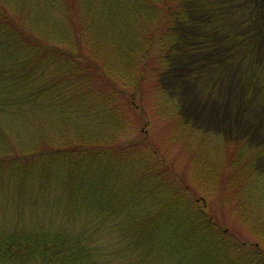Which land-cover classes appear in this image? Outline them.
Instances as JSON below:
<instances>
[{
  "label": "trees",
  "instance_id": "16d2710c",
  "mask_svg": "<svg viewBox=\"0 0 264 264\" xmlns=\"http://www.w3.org/2000/svg\"><path fill=\"white\" fill-rule=\"evenodd\" d=\"M23 3L26 13L0 0V264H218L217 257L225 260L233 251L229 238L248 242L206 212L216 193L235 222L250 225L264 240V207L254 208L244 190L250 184L253 189V162L264 143L254 146L248 136L225 141L224 166L217 158V165L187 166L179 173L175 159L159 157L158 150L166 155L176 141L187 149L199 129L176 116L175 123L167 122L159 148L147 137L123 146L118 135L131 125L130 118L113 103L120 90L117 69L125 73L123 85H134L133 98L145 79L155 90L176 54L208 49L229 63L248 58L235 76L245 97L260 72L248 60L258 45L264 48V0H96L94 5H101L96 17L87 0ZM95 23L98 35L104 32L100 23L113 26L109 37L120 56L113 67L105 62L112 64L111 52L95 40ZM54 26L69 39L64 48L53 40ZM226 52L235 56L229 60ZM190 64L200 66L198 60ZM189 77L213 84L205 70ZM61 84L62 94L89 97L94 117H78L80 108L68 106L74 117L60 119L62 133L56 136L41 132L34 113L42 97ZM87 88L93 92L77 93ZM235 93L238 97L239 90ZM108 106L118 117H108ZM43 121L50 125L52 119ZM73 124L79 132L70 133L71 126L77 129ZM242 161L233 177V164ZM10 210L15 220L9 222ZM255 249L253 257L243 254L228 264H264V248L256 243Z\"/></svg>",
  "mask_w": 264,
  "mask_h": 264
},
{
  "label": "rangeland",
  "instance_id": "374dc122",
  "mask_svg": "<svg viewBox=\"0 0 264 264\" xmlns=\"http://www.w3.org/2000/svg\"><path fill=\"white\" fill-rule=\"evenodd\" d=\"M23 1L30 3L32 0H3L4 3L11 4L13 8L14 6H17V9H23V11L26 13L28 10L25 9L27 4L23 3ZM95 1L96 0H87V4L91 7V9H94L92 17H96V14L99 16L100 13L99 8L101 5H94ZM81 2H85V0H81ZM40 3L36 6V18L39 20V22H41L42 17V5H40ZM49 12H51L53 16H56L57 8L52 7V11L49 10ZM60 17L61 19H64L62 15H60ZM100 24L101 25L98 26H101L104 30V32L100 34L102 36L98 35L99 30L96 23L91 25L92 31H98V36L95 37V40L104 42L103 46L100 48L106 50V52H111L109 54L112 58V64L111 61L105 62L108 66L113 67L116 59L118 60L120 58L116 41L109 37V35L112 33L111 30L113 26L110 27V25H105L102 23ZM54 28L57 32L53 34H56L53 37V40L55 43L59 42V45L64 48L67 46L66 44L69 43V39L68 37L66 38L67 35L62 32L60 35V31L57 27L54 26ZM232 46L235 45H231V47ZM115 50L118 53H115ZM176 55L177 56L173 59L174 66L163 73L155 90L151 89L147 83L150 81V79H145L144 83L142 82L140 88H138V90L135 92L133 98L131 93L134 90V85L131 82H124L123 85L122 80L125 78V73H119V69H117L119 82H116V86L123 93H125V95L122 94L120 90H117L113 94V103H116L115 109L120 115L123 114V117L124 115H127L130 118L129 120L127 119V122L132 125H129L127 130H122L121 133H119L118 142L124 146L125 143L127 144V142L130 140H139L141 137H147V140L150 141L152 145L158 146L159 148L163 144V140L167 134V131L169 130V128H167V122L174 121L175 123L176 116H178V119H183L193 127L199 129L196 130L198 133H194L196 139L193 137V142L189 144L187 149L181 143L176 141L170 145L166 155H164L161 150H158L159 157L175 159V168L179 173H182L183 169L187 166L192 169L193 167L197 168L198 166L203 168V164H206V166H211L213 165L211 163H216L217 165V158L221 161L220 166H224V149H227L225 147L226 144H224L225 141L236 139L241 140L248 136L251 139L252 145L257 146L259 144H263L264 48H261L258 45L255 52H253L248 60V65L250 66L251 63H254V68L258 69L260 72L257 74L258 80H253V83L250 85L251 91L247 90V92H245V97L244 90L241 89L244 87V85H238L236 83L235 76L237 77L238 71L243 69L244 63L248 58H240L237 60L235 57L236 60L234 61L233 59V61L229 63L228 59H226V56L220 57L219 51H214L213 49L184 53L183 55L178 53ZM226 55L228 56L227 52ZM234 56V52H231V54L228 56L229 60ZM106 57L107 56H105L104 59ZM193 60H198L200 62V66H193L191 68L193 64L190 63ZM57 68H59V64H57ZM199 70H205L207 73H210V76L213 79V84L211 86L209 85L210 81L198 82L196 79L194 82L189 80L191 78L189 75L194 72H198ZM68 72H70L69 67L65 76L69 74ZM56 77L60 78L61 76ZM63 87V84L59 85L58 88L54 90L52 95H45L39 101L40 104L37 110H35L36 113H34V117H38L39 121H41L43 124L41 127V132H44L46 129L47 134L53 135L54 133L56 136L60 135L62 133V128H60L59 121L66 119L68 120L74 117L69 113L72 110L68 109V106H77L80 108L77 109V111H80V113L77 115L78 117H94V114L89 110L91 108V100L89 97L72 96L74 93L62 94V91L65 90ZM89 88L85 90L79 89L77 93H80L81 95L82 93L89 95L91 92H93L92 88L89 92ZM237 89L239 90L238 97L235 93ZM249 94L250 96L246 97ZM130 97L132 99L129 100ZM4 99L10 100L11 98L6 97ZM52 99H58V101L51 102L50 100ZM113 103L110 105L111 108H113ZM97 104L100 105L99 103ZM159 107L162 109V112L160 113L156 111V108ZM108 112L110 113L109 106ZM178 112L180 115H178ZM112 113L113 114L110 113V116L108 117H118V114H114L115 112L113 111ZM28 116L30 117V115ZM38 119L36 124L38 123ZM49 119H52L51 124H44L43 120L48 121ZM121 120L122 117H119V121ZM179 122H181V120ZM73 126L77 129L76 131H72L73 128L71 126L69 129L71 131L70 133L79 132L81 129L78 124H73ZM56 129L59 130L56 131ZM3 131H7V127H4ZM172 132L173 131L171 128L170 133L174 136H177V133H175V135ZM181 153H185V155H180ZM218 155H223V157H218ZM184 157L185 159L183 160ZM255 163L256 168L251 175V181H254L252 185L253 189L250 190V184L249 186H245L244 190L250 193L249 200L253 201V207L259 208L261 206L264 207V151L259 157L256 156V159L253 162L254 167ZM242 165L243 161L237 165L236 163L233 164L231 170V175L233 177L241 171ZM259 175H261V178L258 177ZM239 187L240 185H238V188ZM188 197L191 198V195H188ZM222 197L223 195L221 193H216L214 197H210V207L206 208V212L214 216L213 220L216 219V221L219 223H222L224 220L223 222L226 225L228 223V226L231 227V230L234 231L235 235L245 239L248 244L244 246L242 245L241 241V243L238 241V239L235 240L232 237L229 238V243L233 244V251L228 258H225V260H223V258L220 259V257H217V263L228 264L232 259L238 260L239 258L244 257L243 254L247 255L248 257H253L251 254H253L254 250H256V243L264 248V240H261L260 237L252 234L250 225L246 224V226L241 227L237 222H235L231 212L230 214L228 213V210H230L229 205H223ZM119 200L123 201L124 196L122 195L119 197ZM257 201H260L262 205ZM7 219L9 222L11 220H15V214L13 210H10V212L7 214ZM232 239L234 241H232ZM251 250L253 252L250 253V255L247 254ZM164 253L162 254L163 256ZM165 260L168 261V259ZM173 261L174 260L171 262Z\"/></svg>",
  "mask_w": 264,
  "mask_h": 264
}]
</instances>
